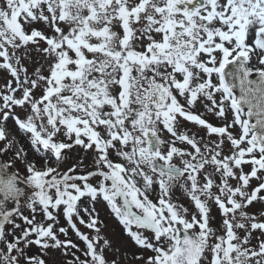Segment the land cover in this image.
Segmentation results:
<instances>
[{"label": "snow or ice", "instance_id": "snow-or-ice-1", "mask_svg": "<svg viewBox=\"0 0 264 264\" xmlns=\"http://www.w3.org/2000/svg\"><path fill=\"white\" fill-rule=\"evenodd\" d=\"M0 264H264V0H0Z\"/></svg>", "mask_w": 264, "mask_h": 264}]
</instances>
